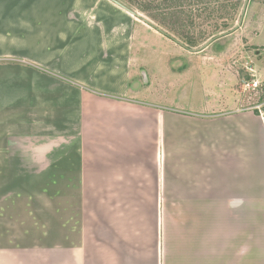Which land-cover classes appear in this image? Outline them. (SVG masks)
Wrapping results in <instances>:
<instances>
[{
    "label": "crops",
    "instance_id": "obj_1",
    "mask_svg": "<svg viewBox=\"0 0 264 264\" xmlns=\"http://www.w3.org/2000/svg\"><path fill=\"white\" fill-rule=\"evenodd\" d=\"M138 24L110 0H0V264H264V122L137 98Z\"/></svg>",
    "mask_w": 264,
    "mask_h": 264
},
{
    "label": "rangeland",
    "instance_id": "obj_2",
    "mask_svg": "<svg viewBox=\"0 0 264 264\" xmlns=\"http://www.w3.org/2000/svg\"><path fill=\"white\" fill-rule=\"evenodd\" d=\"M115 1L151 28L136 25L135 71L144 67L151 76L150 86L137 98L195 116L207 108L232 115L243 109L264 122V0H211V6L177 0ZM141 6L150 7L145 11ZM177 56L188 57L191 68L180 73L169 70V61ZM250 129L262 173L263 132L259 123H251ZM50 191H57V186H50ZM111 203L99 201L98 208L114 207ZM91 204L97 205L83 201V208L90 209Z\"/></svg>",
    "mask_w": 264,
    "mask_h": 264
},
{
    "label": "water",
    "instance_id": "obj_3",
    "mask_svg": "<svg viewBox=\"0 0 264 264\" xmlns=\"http://www.w3.org/2000/svg\"><path fill=\"white\" fill-rule=\"evenodd\" d=\"M112 2H114L115 4H117L118 6H120L121 8H123L124 10H126L128 13L132 14L133 16H136V13L133 12L132 10L128 9L127 7H125L124 5L120 4L119 2L115 1V0H110ZM245 13V11H244ZM209 46L206 45L205 48H203L202 50H205L207 47ZM186 64L184 60L182 59H176L174 61L171 62V67L174 69V70H179L180 68L183 67V65ZM142 78H143V84H148V78L146 76V74L143 73L142 75Z\"/></svg>",
    "mask_w": 264,
    "mask_h": 264
},
{
    "label": "trees",
    "instance_id": "obj_4",
    "mask_svg": "<svg viewBox=\"0 0 264 264\" xmlns=\"http://www.w3.org/2000/svg\"><path fill=\"white\" fill-rule=\"evenodd\" d=\"M174 2H175V0H173ZM178 2H188L189 3V5H191V3L192 2H198V3H203V2H208V5H209V2H212L211 0H177ZM222 3V6H226V3H225V1H222L221 2ZM205 6H207V5H205ZM209 6H211V5H209ZM209 6H207V7H209ZM150 6H141L140 8L142 9V10H149L148 8H149ZM206 9H209V8H206ZM153 13H155L154 11H153ZM159 15L157 14L156 15V18L158 17ZM160 17V16H159ZM207 18H210V16H208ZM159 19V18H158Z\"/></svg>",
    "mask_w": 264,
    "mask_h": 264
}]
</instances>
